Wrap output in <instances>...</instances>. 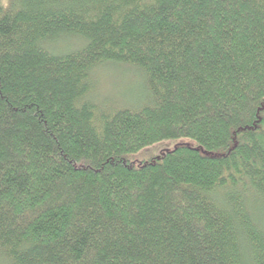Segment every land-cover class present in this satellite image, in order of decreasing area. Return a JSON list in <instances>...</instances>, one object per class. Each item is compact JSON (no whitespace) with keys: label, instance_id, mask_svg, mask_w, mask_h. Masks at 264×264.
Listing matches in <instances>:
<instances>
[{"label":"trees","instance_id":"16d2710c","mask_svg":"<svg viewBox=\"0 0 264 264\" xmlns=\"http://www.w3.org/2000/svg\"><path fill=\"white\" fill-rule=\"evenodd\" d=\"M107 63L140 105L95 99ZM0 258L264 264V0L0 5Z\"/></svg>","mask_w":264,"mask_h":264},{"label":"rangeland","instance_id":"374dc122","mask_svg":"<svg viewBox=\"0 0 264 264\" xmlns=\"http://www.w3.org/2000/svg\"><path fill=\"white\" fill-rule=\"evenodd\" d=\"M11 0H0L2 8L6 9L10 5ZM74 42H68L74 48ZM75 45L78 44L75 42ZM63 49V48H62ZM136 69L128 66H119L107 63L91 73L92 82L95 85V99L100 100L102 106L136 107L143 102L145 98L144 78ZM176 146L195 147V143L187 138H179L172 141H163L154 144L129 157L131 162L139 163L149 158L159 155L163 152L170 151ZM0 264H7L0 258Z\"/></svg>","mask_w":264,"mask_h":264}]
</instances>
